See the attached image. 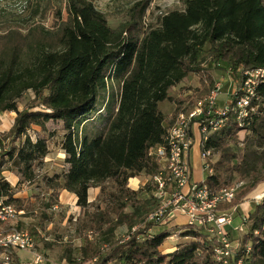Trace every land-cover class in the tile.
<instances>
[{
    "label": "trees",
    "instance_id": "16d2710c",
    "mask_svg": "<svg viewBox=\"0 0 264 264\" xmlns=\"http://www.w3.org/2000/svg\"><path fill=\"white\" fill-rule=\"evenodd\" d=\"M45 1L43 8L38 2L32 7L24 32L17 23H6L0 32V112L16 113L9 130L0 134L6 148L0 157V196L22 209L23 216L40 208L37 225L23 227L16 221L15 226L51 248L56 242L45 241L39 225L50 219L59 192L66 190L81 209L75 231L82 240L77 251L71 245L64 248L68 264H220L213 251L215 237L196 225H182L178 235L191 241L163 253L160 247L171 233L153 232L162 221L148 220L161 203L152 193L156 185L146 181L131 189L128 180L141 174L154 177L160 169L153 149L165 141L169 125L159 104L171 100L170 89L190 73L199 76L200 96L215 89L216 81L203 65L208 59L213 66L224 62L237 83L223 124L201 138V151L217 154L203 182L215 192L235 185L228 182L234 177L248 180L216 210L233 207V215L241 200L264 182L263 77L256 79L246 116L237 119V101L246 94L243 82L264 70V0H181L182 8L165 11L154 22L146 21L151 0H135L116 28L93 0ZM40 11L52 12L51 27L34 19ZM29 90L33 99L19 109L18 100ZM215 116L204 109L196 120ZM49 121L61 122L63 169L42 177L50 193L34 205L14 195L1 166L7 161L6 169L15 170L18 183H32L48 145L46 137L33 139L28 131L33 125L45 130ZM107 181L114 188L106 192L104 205L90 201L89 189L99 187L102 193ZM238 218V226L233 217L226 228L229 238L231 230L246 228L237 256L246 264H264V194L245 220ZM120 226L126 234L117 237ZM0 252L8 254L10 264L26 259L12 248Z\"/></svg>",
    "mask_w": 264,
    "mask_h": 264
},
{
    "label": "rangeland",
    "instance_id": "374dc122",
    "mask_svg": "<svg viewBox=\"0 0 264 264\" xmlns=\"http://www.w3.org/2000/svg\"><path fill=\"white\" fill-rule=\"evenodd\" d=\"M135 0H93L94 5L102 11L106 17L107 22L112 28H116L120 22L126 20L125 9L133 3ZM39 3L41 8H43L45 0H0V32L5 29L6 23L9 25H13V23H17L21 26V30L24 32L25 29L22 27L25 25L24 22L31 20V10L35 3ZM52 4H59V0H51ZM182 8L181 0H151L147 15L146 21L154 22L157 15L173 9ZM40 11L35 15L34 19H39V23L44 25V27L49 28L54 23V17L51 11L45 12ZM40 17V18H39ZM65 17V12H64ZM17 21V22H15ZM24 28V27H23ZM207 49V46H206ZM205 52H202L204 55ZM203 65L207 67L210 73L213 75L216 83L219 84L218 94L215 98V108L220 109L225 107L230 101L231 94L234 92L237 80L234 79L228 71V66L224 62H219L217 66H213L212 63L207 59ZM201 89V84L199 83V76L190 73L187 77L177 86L170 89L171 100L163 101L159 104V107L164 113L165 123L166 125H170L176 119L179 114H184L188 116L195 108L199 101H205L209 95H199V90ZM33 92L31 90L26 91L22 97L18 100V108L23 109L28 102L33 99ZM16 113L13 111H4L0 112V134L6 133L9 128L12 126ZM195 136L197 137L200 134L199 128L195 125L193 127ZM29 135L35 139V137H46L47 145H48V153L43 159L42 163L39 167L36 168V178L29 185H24L18 183L14 186L15 196L28 200L32 204L36 205L38 199H44L46 201L48 199V194L45 189V186L42 181V177L44 175L52 176L55 173H60L63 169V152L60 149L59 141L62 134L61 122H53L49 121L46 124L45 130L41 129L39 126L33 125L31 129L28 131ZM244 132H240V138L243 137ZM195 137L194 144L191 146L188 158L189 164L191 167L192 178L194 176L195 170L200 171V149L198 139ZM8 139H4L3 142L8 143ZM217 158V154H210L208 159L204 161L208 164L213 163ZM160 166L162 162H159ZM8 166V162L1 166L5 170H3L5 175H8L10 180L13 181L16 176L15 170L6 169ZM210 166V165H209ZM3 174V173H2ZM13 176H12V175ZM141 184L140 187H144L148 182L151 186L155 185L154 179L151 176H146L141 174L139 177ZM197 179H200L199 173L197 174ZM145 181H147L145 183ZM230 184L239 183L237 177L228 181ZM248 183V180L241 181V188H244ZM105 190L100 193V188L91 187L89 190V200L94 201L96 204L104 205V199L106 197V192L114 188V183L111 181H107L104 183ZM128 187L131 189L133 186L129 184ZM156 187V186H155ZM138 189V188H137ZM239 189V190H240ZM98 191V193H97ZM152 193L156 196V188L152 190ZM261 194V195H260ZM264 194V182L259 183L252 191H250L241 202L235 207L237 209L236 212L233 213L234 224L238 226L240 224V220L238 217L248 216V209L254 206L255 202L259 201V199ZM37 195V196H36ZM259 195V196H258ZM71 195L64 191L59 192V203L54 206L52 210L49 211L50 219L45 221L41 227V236L47 242H56L51 248H47L43 242L39 239L36 240V248L35 253L39 254L43 258V262L41 264H68L66 260L63 258V250L67 245H71L77 251L79 245L82 243V240L77 237V233L75 231V220L81 216V209L79 207H75L74 200L70 198ZM244 205V210L240 211L239 205ZM222 204H225L223 202ZM226 206V205H225ZM40 208L35 206V208L31 211H27L25 216H22L20 221L23 227L34 224L37 225L38 215H40ZM233 209L225 207L224 209L218 208V212L220 213H229ZM94 210V208H90L89 211ZM149 216V215H148ZM168 218V217H167ZM166 220V219H165ZM164 220V221H165ZM159 227V225H157ZM156 226V227H157ZM175 228V226H172ZM157 229V228H156ZM246 232V228L242 230L234 229L231 230V239H236L239 241L242 235ZM126 234V228L120 230L116 233V236H123ZM179 236V235H178ZM185 238V237H184ZM180 243H188L191 241V238L187 237ZM163 250V249H162ZM22 256L28 258L30 255L25 252H21Z\"/></svg>",
    "mask_w": 264,
    "mask_h": 264
},
{
    "label": "built area",
    "instance_id": "2783aa9c",
    "mask_svg": "<svg viewBox=\"0 0 264 264\" xmlns=\"http://www.w3.org/2000/svg\"><path fill=\"white\" fill-rule=\"evenodd\" d=\"M264 78V70L250 73L243 82L246 94L237 101V119L246 116V107L253 94V87L257 77ZM219 84L205 101H199L196 108L188 115L179 114L175 121L168 126L164 137V144L153 149V153L162 162L158 173L153 177L156 185V196L161 199L159 208L150 213L148 220H164L175 211H179L186 217V224L206 227L209 236L215 237L216 243L213 248L216 260L220 264H246L241 256H237L239 241L231 239L227 234V227L232 225V213H220L216 210L217 205L229 202L235 195V191L241 186V182L218 191H211L202 182H195L192 178V170L188 160L191 146L194 144V130L196 125L205 139L210 130H215L223 124L228 106L216 109L215 98L218 94ZM206 122H199L203 115ZM217 117V118H216ZM202 140V139H201ZM202 141H200V146ZM6 152V148L0 144V157ZM210 156L208 150L201 151V157L205 160ZM210 164L204 161V168L208 173L212 172ZM5 178V177H4ZM6 198L0 196V248H12L28 253L30 256L22 264H41L42 256L35 253L36 240L26 229L17 228L15 222L22 218L24 211L17 209L13 204L6 203ZM164 217V212L168 210ZM247 216H243L245 220ZM238 229H243L242 225ZM210 238V237H209ZM249 247H247V252ZM0 264H10L9 256L0 252Z\"/></svg>",
    "mask_w": 264,
    "mask_h": 264
},
{
    "label": "crops",
    "instance_id": "0c3cea01",
    "mask_svg": "<svg viewBox=\"0 0 264 264\" xmlns=\"http://www.w3.org/2000/svg\"><path fill=\"white\" fill-rule=\"evenodd\" d=\"M195 133H194V139H195ZM198 139V143H199V149H200V156H199V159H200V165H201V168H200V171L198 170H195L194 173L196 176H194L195 178H193V180L195 182H202L204 181V179L207 177V174L208 172L206 171V169L204 168V159L201 157V146H200V141H201V133L196 137ZM195 142V141H194ZM64 156V154H63ZM189 160V158H188ZM193 172V170H192ZM3 173V176L5 177V179L9 182V184L11 186H15L18 182V179L16 176H12L15 178V180L13 179L10 180L9 178V174L8 175H5L4 172ZM199 173V176H200V179L198 180L197 179V174ZM129 184L132 185L134 189H137L139 188V185L141 184L140 180L138 177H132V178H129L128 180ZM146 182V181H145ZM98 188V187H96ZM90 190V189H89ZM64 191V190H62ZM66 191V190H65ZM68 192V191H66ZM70 195H71V199L74 200V203L76 204V196L70 192H68ZM98 193V191H97ZM88 198H89V191H88ZM256 203V202H255ZM244 203L239 205V210L240 211H243L244 210ZM75 207H78L77 205H75ZM253 207H251L250 209H248V213L252 210ZM237 210V209H236ZM182 225H186V217L185 215H183L182 213H180L179 211H175L174 213H172L170 216H168V218H166V220L162 223H160L159 227H154L152 229L153 232H159L161 230H164V229H168L171 233V235L163 242V244L161 245L160 247V250L163 252V253H167V252H172L173 250L176 249V246L178 244H180V242H182L181 240L187 238H182L180 236H178V233L182 230L181 227ZM172 226H175V228H172ZM157 228V229H156ZM124 229V226H120L116 229V232H119L120 230H123ZM163 249V250H162ZM27 257H28V253H27Z\"/></svg>",
    "mask_w": 264,
    "mask_h": 264
},
{
    "label": "bare ground",
    "instance_id": "6f19581e",
    "mask_svg": "<svg viewBox=\"0 0 264 264\" xmlns=\"http://www.w3.org/2000/svg\"><path fill=\"white\" fill-rule=\"evenodd\" d=\"M261 195V194H260ZM259 196V195H258Z\"/></svg>",
    "mask_w": 264,
    "mask_h": 264
}]
</instances>
